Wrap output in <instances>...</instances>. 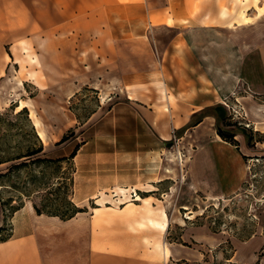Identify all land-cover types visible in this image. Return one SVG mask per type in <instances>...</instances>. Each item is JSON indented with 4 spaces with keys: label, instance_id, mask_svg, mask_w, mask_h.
Masks as SVG:
<instances>
[{
    "label": "crops",
    "instance_id": "crops-1",
    "mask_svg": "<svg viewBox=\"0 0 264 264\" xmlns=\"http://www.w3.org/2000/svg\"><path fill=\"white\" fill-rule=\"evenodd\" d=\"M96 1L83 15L73 9L74 16L67 19L68 9L57 12L51 24L44 19L41 25L46 37L49 28H56V36L44 40L47 50L52 44L56 59L64 57L69 41L77 46L74 52L78 43L83 50L80 59L85 64L72 93L88 85L108 103L95 123L90 145L112 139L123 148L118 153L125 165L123 175H104L118 168L97 164L87 169L96 171L94 182L85 184L86 169L75 170L80 173L74 181L75 200L84 202L117 180L130 186L155 182L161 153L169 143L185 154L184 170L192 189L212 199L231 193L244 180L243 158L264 154V0ZM68 28L78 29L83 38L68 36ZM9 61L10 55L0 52V70ZM57 72L60 79L61 70ZM235 101L244 117H230L224 104ZM84 214L63 220L37 214L32 203L25 202L12 215L11 235L0 241V264L215 261H201L198 249L197 254L184 250L175 260L171 251L163 260L146 258L140 250L116 251L99 241ZM210 238L203 234L200 241L209 243ZM242 245L238 253L246 257L236 259L235 252L224 259L227 264H264V236L252 234Z\"/></svg>",
    "mask_w": 264,
    "mask_h": 264
},
{
    "label": "rangeland",
    "instance_id": "rangeland-1",
    "mask_svg": "<svg viewBox=\"0 0 264 264\" xmlns=\"http://www.w3.org/2000/svg\"><path fill=\"white\" fill-rule=\"evenodd\" d=\"M90 2L94 0H0V52L10 55L7 68L0 70V112H10L13 104H16L14 111L26 107L28 117L42 140L46 157L68 156L75 145L88 142L84 149L77 150L72 160L73 188L75 179H80V173L75 172L77 168L86 169L85 184L94 182L91 176L96 171L87 169L97 164L118 168L117 171H103L104 175L125 173V165L119 161L122 157L118 155L123 148L113 145L114 140L108 139L98 145L89 143L95 123L108 103L99 99L98 91L88 85H81L74 93L70 89L73 82L77 84L78 72L85 64L80 59L83 50H79V43L77 52H74L73 46H77L67 42L64 57L58 60L52 56V44L49 43L47 50L44 42L47 37L49 40L53 38V33L56 36L53 26L46 37V28L41 26L44 19L51 24L57 12L63 14L68 9L71 11L64 12L67 19L74 16L73 9H78L83 15ZM74 29L68 28L66 34L74 35L77 40L80 36L83 38V33L78 29L74 32ZM57 70H61L60 79ZM227 104L231 118H240L233 116L231 108L245 116L236 101ZM5 117L10 118L11 115ZM71 130V137L56 144L63 134ZM6 132L0 129L4 138L9 137L11 145L26 139L23 132L15 133L14 137ZM14 132L11 130L10 133ZM185 158L176 144L169 143L161 153L155 182L130 186L122 184L123 180H117L84 202L76 201L73 191L72 201L84 208V216L96 228L99 241L116 251L131 253L140 250L144 251L146 258L161 260L167 259L171 251L175 260L183 255L184 250L197 254L198 249L203 253L201 261L215 260L212 264H227L224 259L232 257L235 252L236 259H244L246 256L238 253L243 242L252 234L264 236V154L251 159L244 157L246 174L241 185L226 196L214 199L203 196L188 185ZM6 165L1 164L0 169ZM71 173L70 164L63 162L60 168L47 169L42 181L55 182L61 177L67 182ZM14 178L18 182V191L22 192L19 186L28 178L25 169ZM42 192L45 190L40 186L38 192L26 197L12 187L0 186V198H11L7 207L23 206L27 201L39 203ZM13 213L7 209L3 214L0 212V239L11 235ZM203 234L212 236L209 243L200 241ZM188 264H200V261Z\"/></svg>",
    "mask_w": 264,
    "mask_h": 264
},
{
    "label": "trees",
    "instance_id": "trees-1",
    "mask_svg": "<svg viewBox=\"0 0 264 264\" xmlns=\"http://www.w3.org/2000/svg\"><path fill=\"white\" fill-rule=\"evenodd\" d=\"M16 104L11 105L10 112H0V129H5L6 134L14 137L18 132H23L26 139L16 141L13 145L9 142V137L6 139L0 134V165L7 164L0 169V186H9L16 190L20 195L29 197L32 193L38 192L39 187H44L45 192H42V199L39 203L33 202L32 206L37 214L44 213L46 215L57 216L60 219H69L76 213L84 211V208L77 206L72 201L73 193V172L74 164L73 157L76 154L79 144L75 145L68 156L57 158H49L43 155V143L35 130V126L28 117L26 107L14 111ZM11 115L10 118L5 116ZM23 116L22 119L19 117ZM14 130V133H10ZM25 133V134H24ZM73 135V131L63 134L56 144L66 141ZM12 139V138H11ZM63 162H68L72 168V173L68 176L67 182L59 177L55 182L42 181V177L47 169L60 168ZM25 169L27 180L22 181V192L18 191V182L13 179L19 177V172ZM10 182L11 184H8ZM30 187V188H29ZM0 198V212L7 209L8 212H14L19 209L22 204L8 206L9 200ZM6 238H2L4 240Z\"/></svg>",
    "mask_w": 264,
    "mask_h": 264
},
{
    "label": "built area",
    "instance_id": "built-area-1",
    "mask_svg": "<svg viewBox=\"0 0 264 264\" xmlns=\"http://www.w3.org/2000/svg\"><path fill=\"white\" fill-rule=\"evenodd\" d=\"M224 105H225L227 108H230L229 104L225 103ZM231 110H232V112H233V116H234V117H241L239 111H237V110L234 109V108H231Z\"/></svg>",
    "mask_w": 264,
    "mask_h": 264
},
{
    "label": "bare ground",
    "instance_id": "bare-ground-1",
    "mask_svg": "<svg viewBox=\"0 0 264 264\" xmlns=\"http://www.w3.org/2000/svg\"><path fill=\"white\" fill-rule=\"evenodd\" d=\"M23 107V106H22ZM188 216V215H187Z\"/></svg>",
    "mask_w": 264,
    "mask_h": 264
}]
</instances>
